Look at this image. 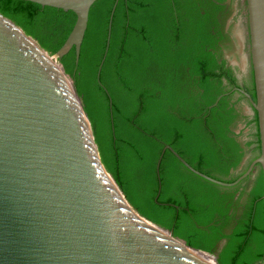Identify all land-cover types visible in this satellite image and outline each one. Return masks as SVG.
I'll use <instances>...</instances> for the list:
<instances>
[{
    "label": "trees",
    "instance_id": "1",
    "mask_svg": "<svg viewBox=\"0 0 264 264\" xmlns=\"http://www.w3.org/2000/svg\"><path fill=\"white\" fill-rule=\"evenodd\" d=\"M227 1L98 0L78 64L75 49L58 63L81 97L105 168L133 209L185 245L217 255L218 264H259L260 165L250 190L242 189L250 177L223 187L192 173L170 150L163 153L169 145L195 170L226 183L260 155L257 113L244 114L247 97L235 90L255 100L252 68L239 86L225 59ZM0 16L49 55L76 22L72 11L23 0H0ZM241 123L253 126L246 141L235 132ZM246 148L251 158L237 174Z\"/></svg>",
    "mask_w": 264,
    "mask_h": 264
},
{
    "label": "water",
    "instance_id": "2",
    "mask_svg": "<svg viewBox=\"0 0 264 264\" xmlns=\"http://www.w3.org/2000/svg\"><path fill=\"white\" fill-rule=\"evenodd\" d=\"M23 1L72 11L76 22L49 55L0 16V264H218L217 255L185 245L133 209L102 162L81 97L58 63L75 49L78 64L98 0ZM246 7L255 100L241 92L252 106L247 113H257L259 157L226 183L195 170L171 146L163 151L223 187L257 165L264 180V0H246Z\"/></svg>",
    "mask_w": 264,
    "mask_h": 264
},
{
    "label": "flooded vegetation",
    "instance_id": "3",
    "mask_svg": "<svg viewBox=\"0 0 264 264\" xmlns=\"http://www.w3.org/2000/svg\"><path fill=\"white\" fill-rule=\"evenodd\" d=\"M226 4H227V11H229V13H228L227 19H226L225 24H224V31L229 36V43L228 44L231 45V49L225 51V59L228 62V66L231 67L233 69V71L235 72V75L239 81L238 85L242 86L243 84L241 83V81H242L243 77H248V74L244 75L242 73V69L239 66V62L241 61V57L243 55L244 45L246 42V38L244 37L246 29H247L246 33L248 34L246 0H228L226 2ZM243 30H244V34H243ZM235 60L237 61V64H232V61H235ZM250 62H251V60H250ZM235 90L244 91L243 89H239V88H235ZM246 99L249 101L248 98H246ZM248 101H245V102H247L245 104V106L251 108L250 107L251 104L249 103L250 101L249 102ZM245 102L243 101L242 103L244 104ZM246 107L244 108V110H245L244 114L249 116L250 118L253 117L252 114L247 113ZM252 129H253L252 125L248 126L246 123H241L238 125V128L235 130V132L237 134H243V135H241L240 138L242 141H246V140L250 139L249 134L254 132ZM250 158H251V152L248 151V149L246 148L244 160L242 161V165L236 171L237 174L242 172L244 170V168H246L248 166L247 164L249 163ZM251 163H250V165H251ZM249 166H248V168H249ZM248 168L246 169V171L248 170ZM255 169H256V167H255ZM255 169L247 177V178L250 177V179L243 184L242 189H244L246 187L249 189L250 183H251L250 181H252L255 177L254 176V173H256ZM222 245H223V242L220 246H222Z\"/></svg>",
    "mask_w": 264,
    "mask_h": 264
},
{
    "label": "rangeland",
    "instance_id": "4",
    "mask_svg": "<svg viewBox=\"0 0 264 264\" xmlns=\"http://www.w3.org/2000/svg\"><path fill=\"white\" fill-rule=\"evenodd\" d=\"M246 32H247V29L245 30V36H244L246 38V42H245V45H244L243 55L241 57V61L239 62V66L241 67L242 73L244 75H247V74L249 75L250 72H251L250 40H249V35ZM243 34H244V30H243ZM244 57H246V59H245L246 63L243 62Z\"/></svg>",
    "mask_w": 264,
    "mask_h": 264
},
{
    "label": "bare ground",
    "instance_id": "5",
    "mask_svg": "<svg viewBox=\"0 0 264 264\" xmlns=\"http://www.w3.org/2000/svg\"><path fill=\"white\" fill-rule=\"evenodd\" d=\"M213 259V258H212ZM214 260V259H213Z\"/></svg>",
    "mask_w": 264,
    "mask_h": 264
}]
</instances>
